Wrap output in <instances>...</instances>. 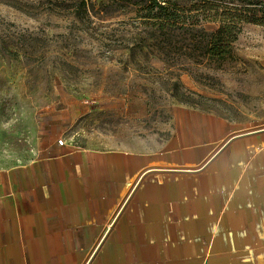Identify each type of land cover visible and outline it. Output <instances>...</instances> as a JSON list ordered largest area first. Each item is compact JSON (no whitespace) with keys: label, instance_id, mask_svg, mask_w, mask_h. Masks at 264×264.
<instances>
[{"label":"crops","instance_id":"crops-1","mask_svg":"<svg viewBox=\"0 0 264 264\" xmlns=\"http://www.w3.org/2000/svg\"><path fill=\"white\" fill-rule=\"evenodd\" d=\"M171 121L0 166V264H264V122Z\"/></svg>","mask_w":264,"mask_h":264},{"label":"rangeland","instance_id":"rangeland-1","mask_svg":"<svg viewBox=\"0 0 264 264\" xmlns=\"http://www.w3.org/2000/svg\"><path fill=\"white\" fill-rule=\"evenodd\" d=\"M79 2L0 0V166L38 156L50 138L81 146L160 135L181 107L264 122L263 25L242 24L220 66L188 71L139 45L145 27L129 3Z\"/></svg>","mask_w":264,"mask_h":264},{"label":"trees","instance_id":"trees-1","mask_svg":"<svg viewBox=\"0 0 264 264\" xmlns=\"http://www.w3.org/2000/svg\"><path fill=\"white\" fill-rule=\"evenodd\" d=\"M120 1L130 4L145 27L139 45L152 47L162 63L188 71L196 65L214 68L231 57L242 24L264 26V0ZM79 4L84 10L85 0Z\"/></svg>","mask_w":264,"mask_h":264},{"label":"built area","instance_id":"built-area-1","mask_svg":"<svg viewBox=\"0 0 264 264\" xmlns=\"http://www.w3.org/2000/svg\"><path fill=\"white\" fill-rule=\"evenodd\" d=\"M57 143L58 144H62L63 143V140L60 138V139H57Z\"/></svg>","mask_w":264,"mask_h":264}]
</instances>
